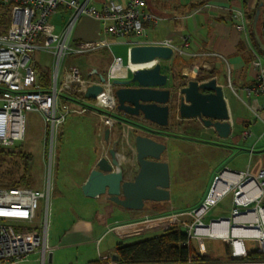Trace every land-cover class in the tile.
I'll list each match as a JSON object with an SVG mask.
<instances>
[{"label": "built area", "instance_id": "built-area-1", "mask_svg": "<svg viewBox=\"0 0 264 264\" xmlns=\"http://www.w3.org/2000/svg\"><path fill=\"white\" fill-rule=\"evenodd\" d=\"M91 0H0V7H8L10 21L5 29L0 28V146L8 147L16 141H22L25 128V111L40 113L50 152L55 144L59 127L71 113L81 114L95 107L102 111V126L99 135L104 137V130L115 125L120 126L117 141L120 153L134 150L130 133L134 126L119 117L117 101L114 95V78H126L127 74L139 68H151L159 59L144 63L145 66L132 68L128 54L133 45L169 46L174 53L181 49L170 38L147 41L145 23H155L156 16L146 10L145 0H127L121 4L115 0H105L101 8L91 5ZM61 7L71 10L68 23L63 30L57 31L50 17ZM82 16H92L102 25L104 38L98 40L72 41L71 31ZM234 26L242 33L247 48L252 53L251 65L255 69L254 80L244 87L248 97L247 105L256 118L264 123V103L257 104L256 98H264V60L253 49L249 40V31L245 12L234 10L230 14ZM110 36L112 40H108ZM112 41H125L127 48L126 62L121 56L113 55L110 69L105 74V81L100 82L95 74L83 75L80 67L71 62L70 57L82 55L99 47H108ZM30 51H44L51 55L52 70L46 90L38 82L36 61ZM161 62V61H160ZM151 63L149 65H146ZM124 68V76L112 73L113 67ZM99 84L101 92L93 99L85 97L86 89ZM87 103L88 106L76 107ZM178 117V116H177ZM252 135L245 128L240 138L246 140ZM264 140V131L258 136ZM115 146L109 145V147ZM48 162V176L44 190L25 186H0V264H52L55 247L48 242V223L44 218L37 223L39 199L47 203L51 181ZM230 175L236 178L228 182L226 188L217 193L222 177ZM228 192H232L231 210L228 215H220L204 221V215L210 205ZM191 221L178 219L174 215L175 225L186 233L184 244L188 245L192 237L216 238L228 243L227 256L216 261L150 262L140 264H264V166L256 175L222 170L215 177L205 201L188 212ZM252 238L256 243V253L260 257L250 259L245 239ZM51 257V260H50ZM85 264H127L114 258V254L99 257L97 261Z\"/></svg>", "mask_w": 264, "mask_h": 264}, {"label": "crops", "instance_id": "crops-1", "mask_svg": "<svg viewBox=\"0 0 264 264\" xmlns=\"http://www.w3.org/2000/svg\"><path fill=\"white\" fill-rule=\"evenodd\" d=\"M104 1L105 0H91L90 3L96 9H99ZM115 1L121 4L127 2V0ZM257 3L258 0H145L146 10L154 14L157 19L155 23L144 24L145 34L143 38L147 41L170 38L182 51V53H174L173 57L167 61H161V63L166 62L165 64L162 63V65H170L169 63H171L175 56L181 54L185 61L193 60L195 62H201L205 70H210L213 66L216 68V73L212 77H215L217 84L223 87V94L227 102L231 123V133L227 138L232 141H237L236 136L232 133L235 121L230 113V101L225 90L230 89L239 99L240 96L238 91L246 95L243 89L253 82L255 69L251 65L252 53L247 48L242 33L234 26L230 14L234 10H242L245 14L250 13L256 8ZM70 13V9L61 7L51 18L55 15L65 14L68 19ZM54 26L56 29H59L55 24ZM101 38H104L101 22L92 16L80 17L71 31L72 41L98 40ZM107 39L112 40L110 36H107ZM128 47L129 45L127 48ZM107 49L109 48L103 46L85 54L94 53L96 51L99 53L100 51L106 53ZM97 58L91 63H86L92 65L87 74H95V70L97 72L100 71L99 65L102 62ZM34 60L37 61V59ZM35 64L38 67L37 63ZM219 67L224 68L223 73L219 71ZM174 70H176V72L167 73L169 75L168 86L180 87L189 79L204 80L192 78V70L189 66L182 67L180 72L175 67ZM176 73H179L180 76L176 75ZM256 101L257 104L264 103V98L260 101L259 97H257ZM246 106L249 107L247 103ZM250 111L252 112L251 108ZM116 114L122 118H130L132 121H140L139 118H133L118 111ZM253 116V122H258L264 126V123H262L260 119L256 118L254 114ZM171 118L178 122H184V120H187L186 122H191V124L186 126V129L189 131L188 135L175 133L170 120L168 126L165 128L159 129L156 125H150L152 128L160 131L158 135H155V138L167 145L162 159L169 165V201L148 202L141 209H126L108 201L105 196H98L90 188L84 187L88 174L95 166L96 161L102 155H107L109 145H113L116 141L120 126L115 125L110 130L109 141L106 142L104 137L102 140L104 143L106 142L105 145H108L107 150L99 147L95 155H91V157L89 155L85 168L81 169L83 174L77 176L79 178L78 180L74 178V183L73 185L71 184L72 187H74L71 191V196L78 201L76 208L82 215L77 216V219L73 220L62 232L53 236L50 240L49 243L55 247L52 253V263L54 259V264H85L95 262L99 257L107 254H114L115 247L118 243H127V241L144 233H155L175 225L174 215H177L178 219L191 221L188 212L203 202L215 177L218 176L222 170L228 169L236 173L256 175L260 167L264 166V158L245 171H243V167L235 163L234 160L227 163L226 159L221 163L218 160V156L221 150L226 151V149L221 142L217 140L219 137H217L212 128L204 127L196 118L180 119L177 117L176 112L171 113L170 119ZM241 123L243 128L242 131L251 124L248 120L244 119L241 120ZM132 133L134 135V132H131V134ZM98 135L97 133V136ZM199 136H211V139L206 140ZM258 136L250 147V153H253L255 150L264 152V143L260 142L261 139H258ZM61 138L62 133L60 132L57 136V143H60ZM69 139V151L74 155V158H78L83 153L87 152L86 146L88 141L86 140L85 132L75 131L69 133ZM177 141L195 144L193 150L196 152L200 153L201 150L204 152L206 151L203 157L197 156L192 159L194 162H199L203 165L202 171L197 170V173L202 174L203 188L201 194L202 196L204 195L198 203H196L197 201L192 203L191 200L182 204L174 202V195L181 185V175L184 171L183 167L185 166L183 165L184 158L182 159L181 156H178L176 151L177 148L175 144ZM197 142L202 145L196 146ZM117 150L118 152L120 151L118 146ZM231 153L233 154V152ZM119 156L121 160H124L122 152H119ZM87 157L86 155L84 160ZM228 177L231 178L230 175H228ZM54 191L55 190H53V196H55ZM63 195L65 198L67 192H63ZM165 205L169 206L168 208L172 211V215H161L159 213ZM96 209L99 210V212H96ZM175 210L176 212H174ZM125 229H130L131 231L125 232ZM101 244H104L102 248ZM111 247H114L113 251L110 250Z\"/></svg>", "mask_w": 264, "mask_h": 264}, {"label": "rangeland", "instance_id": "rangeland-1", "mask_svg": "<svg viewBox=\"0 0 264 264\" xmlns=\"http://www.w3.org/2000/svg\"><path fill=\"white\" fill-rule=\"evenodd\" d=\"M1 11H8L9 10L5 7H0ZM64 15V17H63ZM63 15H55L54 17H50V22L54 23L57 28L58 32L63 30L64 27L68 23V19L65 14ZM64 20V21H63ZM10 21V18H9ZM9 21L6 26L9 24ZM247 27L249 29V22L247 23ZM127 46L128 44L125 41H112L110 44V48L106 50V53L100 51L89 53V54H82L77 55L74 57H70V60L68 62H71L72 64L77 65L81 68L83 75H86L91 66L90 64L95 61V58L99 59L102 63L99 65V69L102 74H106L107 71L110 69L111 63H112V56H121L123 63L126 62V53H127ZM30 56L32 59H37L36 63L38 65L37 72L40 71H48L49 74L52 70V58L51 55L44 51H30ZM259 56L264 60V53H259ZM175 59H177V62H175L174 66L177 68V70L180 72V69L182 67H191V76L192 78H202L204 76L208 75V72L212 69L216 68L213 66L210 70H205L201 64V62H195L193 60H183V56L181 54H177L175 56ZM165 64L166 62H162ZM170 65L173 64V61L169 63ZM181 67H179V66ZM96 66V64H95ZM219 71L221 73L224 72L223 67H219ZM176 72V70H174ZM131 76L130 73L127 74L126 78H129ZM50 77V75H49ZM124 79V78H121ZM227 96L229 97L230 101V113L233 116V119L235 121V125L233 127L232 133L236 136L237 141H232L231 139H222L218 138L217 140L221 142L223 147H225V150H221L218 160L223 163L224 160L227 161V163L231 162L232 160L235 161L238 165L243 167V171L247 170L249 167H252L256 162L264 158V152H259L258 150H255L253 153H250V147L252 146L253 142L256 141V138L259 134L264 131V126H262L258 122L254 121V116L252 112L250 111V108L246 106V103L248 102V97L244 94H242L240 91H238V94L240 96V99L237 98L233 92H231L230 89L225 90ZM259 100L262 101V97H259ZM73 106L76 107H83V106H89L87 103H83L78 105L77 103H73ZM100 111L95 107V110L93 108L88 109L84 111L81 114L77 113H71L65 120L64 124L59 127L54 147L52 148L51 152L49 149V143L48 138L46 136V145H45V128L44 123L42 120V117L40 113L36 111H25V128H24V138L22 141H16L13 145L5 147L7 149H11L14 151H20L24 152L30 155V160L28 161V180H27V186L33 189L38 190H44L46 188V181L48 176V162L50 160L51 162V170L49 172V178L51 181V192L48 198L47 203H45L44 199H39L38 201V207H37V217L36 221L37 223L40 221H43L45 218L48 223V242L53 238V236L59 234L63 231L64 228L67 227L68 224H70L73 220L77 219V216H80V214L76 208L77 200L75 198H72L71 191L74 189L72 187L74 183V178L79 179L77 176H81L83 174L82 170L85 168L89 155H95L99 147H102L107 150L108 145H105V143L102 141L103 137L102 135H98L101 129V126L103 125L100 120ZM248 120L250 124L248 128L249 131H251L252 135L246 139L245 141L240 138V132L242 131V123L241 120ZM171 121V124L173 126L174 132L181 133L183 135H188L189 131L186 129V126L188 124H191V122H186L187 120H184V122H178L176 120H173L172 118L169 119ZM189 121V120H188ZM78 132L83 131L86 134V140L87 143V149L86 153H83L78 158H74L70 151H69V133L72 132ZM62 133V138L60 143H57V136L59 133ZM95 132V136H94ZM138 133L142 134V132L138 131ZM197 137V136H196ZM200 138L210 140L211 136H199ZM155 138V137H154ZM264 143V141H261ZM259 143V142H258ZM176 148L178 156H181L182 159L184 158L183 167L184 171L181 175V185L178 188L177 192L174 195V202L178 204H182L184 202H188L191 200L192 203L194 201L199 202L201 198H203L201 191L203 188V178L202 174L197 173L199 170L202 171L203 165L201 163H196L192 159L197 156L203 157L206 153L203 150L201 152H196L193 150L195 147V144L191 143H185L181 141L176 142ZM202 145L201 143H196V146ZM257 146V145H256ZM188 148V149H185ZM183 149V150H182ZM186 150V151H184ZM233 152V154L231 153ZM219 153V152H218ZM88 156L85 160L84 157ZM12 160L11 157L6 156L5 160L7 167L13 169L14 174L13 177L18 180L20 176L22 175V161L18 157H13ZM8 159H11L12 161L8 162ZM5 164V165H6ZM193 166V168H192ZM190 168V169H189ZM198 170V171H197ZM9 180L1 181L0 184H8ZM72 184V185H71ZM2 185V187H4ZM53 190L55 193V196H53ZM67 192V195L64 198L63 192ZM209 193V191H208ZM207 193V195H208ZM206 195L203 199L205 201ZM231 198H232V192H228L223 197H221L216 204L210 205L209 209L204 215V221L207 222V220L210 217H217L219 215H228L231 210ZM195 203V204H196ZM200 203L199 205H201ZM198 205V206H199ZM168 205H165L161 212H159L161 215H172V211L168 208ZM96 212H99V210H95ZM176 212V210L174 211ZM101 215V214H99ZM113 220V219H112ZM148 227V225H147ZM181 230L184 231L182 227H180ZM124 230V229H123ZM122 230V231H123ZM164 229L158 232H147L140 236L134 237L130 241H127V243L137 242L138 240H142L145 238H149L151 236L159 235L163 232ZM131 231L130 229H125V232ZM191 244L193 248L198 251L200 254L208 255L207 260L202 261H216L221 260L227 256L225 243L223 240L216 239V238H209V237H192L191 238ZM246 248L249 252L255 251L256 243L252 238L245 239ZM104 244H101V248ZM114 247H111L110 250L113 251ZM55 261V259H54ZM54 261L52 264H54Z\"/></svg>", "mask_w": 264, "mask_h": 264}, {"label": "water", "instance_id": "water-1", "mask_svg": "<svg viewBox=\"0 0 264 264\" xmlns=\"http://www.w3.org/2000/svg\"><path fill=\"white\" fill-rule=\"evenodd\" d=\"M259 9L252 21V33L256 44L264 50L257 32ZM173 50L163 45H133L128 54L132 64H144L155 59L167 61L173 57ZM151 68H139L130 72L129 78H114V95L117 111L140 121L119 117L131 123V141L134 150H125L124 162L116 145L109 147L107 155H102L90 170L85 188H90L98 196L126 209H141L148 202H166L170 199L169 165L162 159L166 143L157 140L159 130L150 125L165 128L170 115L176 112L180 119H198L204 127L212 128L217 137L225 139L231 133V123L223 87L215 77L196 80L189 79L180 87L168 86L169 75L161 70V62ZM100 82L105 75L95 70ZM101 92L99 84L89 86L84 95L93 99ZM149 123V124H148ZM138 131L143 134L138 133ZM110 129L104 130V140L109 141ZM226 252L228 243L224 241ZM114 258H117L114 255ZM51 260V257H50Z\"/></svg>", "mask_w": 264, "mask_h": 264}, {"label": "trees", "instance_id": "trees-1", "mask_svg": "<svg viewBox=\"0 0 264 264\" xmlns=\"http://www.w3.org/2000/svg\"><path fill=\"white\" fill-rule=\"evenodd\" d=\"M8 9V7L5 6ZM259 9V16L257 20V32L264 42V0H258L256 8L250 13L245 14L247 21L249 22V40L253 49L259 54L264 53V50H261L254 39L252 33V21L254 18L255 11ZM9 10V9H8ZM10 18L8 11H1L0 9V28L5 29ZM172 65H162L161 70L163 73H174V63L177 62V59H173ZM162 64V63H161ZM179 66V65H178ZM181 67V66H179ZM216 73L215 69H212L208 72L207 76H204L200 79H205L212 77ZM49 72L40 71L38 73V82L42 90H46L49 84ZM176 75H179V73ZM180 76V75H179ZM115 116L118 117L117 114ZM9 156L13 160V157H18L22 161V175L18 180H16L12 174H14L13 169L8 168L5 157ZM8 159V162L12 161ZM30 160V155L20 151H14L7 149L3 146H0V182L9 180L8 184H0L4 187H17V186H27L28 180V161ZM6 164V165H5ZM186 240V233L180 229L177 225H172L166 228L161 234L152 236L139 240L132 243H118L115 247L114 255L117 256L120 262L127 264H140V263H150V262H184L188 259L194 261L207 260L208 255L200 254L196 251L191 241L188 245L184 244ZM260 257L256 251L249 253L248 258L254 259ZM226 258V257H225ZM224 259V258H223Z\"/></svg>", "mask_w": 264, "mask_h": 264}, {"label": "bare ground", "instance_id": "bare-ground-1", "mask_svg": "<svg viewBox=\"0 0 264 264\" xmlns=\"http://www.w3.org/2000/svg\"><path fill=\"white\" fill-rule=\"evenodd\" d=\"M149 64H151V63H148V64H146V65H149ZM145 66V64H132L131 63V66H132V68H138V67H140V66ZM112 73L114 74V75H116V76H124V74H125V70H124V68H120L119 66H114L113 67V70H112ZM124 162V160H122V163ZM232 178V179H231ZM228 177V175H226V176H223L222 177V180H221V183H220V185H219V187L215 190L217 193H219V192H221L222 190H224L225 188H226V186H227V184H228V182H230L231 180L232 181H235V179L236 178H234V177ZM233 178H234V180H233Z\"/></svg>", "mask_w": 264, "mask_h": 264}, {"label": "flooded vegetation", "instance_id": "flooded-vegetation-1", "mask_svg": "<svg viewBox=\"0 0 264 264\" xmlns=\"http://www.w3.org/2000/svg\"><path fill=\"white\" fill-rule=\"evenodd\" d=\"M133 121H135V120H133ZM201 123V122H200ZM202 124V123H201Z\"/></svg>", "mask_w": 264, "mask_h": 264}]
</instances>
